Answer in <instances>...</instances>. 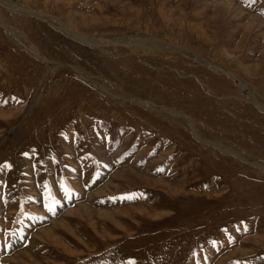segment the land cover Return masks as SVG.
<instances>
[{"label":"rangeland","instance_id":"obj_1","mask_svg":"<svg viewBox=\"0 0 264 264\" xmlns=\"http://www.w3.org/2000/svg\"><path fill=\"white\" fill-rule=\"evenodd\" d=\"M0 239L264 264V0H0Z\"/></svg>","mask_w":264,"mask_h":264},{"label":"snow or ice","instance_id":"obj_2","mask_svg":"<svg viewBox=\"0 0 264 264\" xmlns=\"http://www.w3.org/2000/svg\"><path fill=\"white\" fill-rule=\"evenodd\" d=\"M68 193L66 192V195H67ZM124 198H128V199H131V198H133L132 196H128V197H124ZM49 211H53V208L52 207H49Z\"/></svg>","mask_w":264,"mask_h":264},{"label":"bare ground","instance_id":"obj_3","mask_svg":"<svg viewBox=\"0 0 264 264\" xmlns=\"http://www.w3.org/2000/svg\"><path fill=\"white\" fill-rule=\"evenodd\" d=\"M15 8V7H14ZM82 39H83V37H81ZM261 108H263L262 106H261ZM84 207V206H83ZM86 208V207H85Z\"/></svg>","mask_w":264,"mask_h":264}]
</instances>
